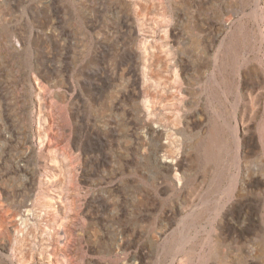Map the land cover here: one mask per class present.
Wrapping results in <instances>:
<instances>
[{
    "label": "rangeland",
    "instance_id": "1",
    "mask_svg": "<svg viewBox=\"0 0 264 264\" xmlns=\"http://www.w3.org/2000/svg\"><path fill=\"white\" fill-rule=\"evenodd\" d=\"M1 217L0 264H264V0H0Z\"/></svg>",
    "mask_w": 264,
    "mask_h": 264
},
{
    "label": "bare ground",
    "instance_id": "2",
    "mask_svg": "<svg viewBox=\"0 0 264 264\" xmlns=\"http://www.w3.org/2000/svg\"><path fill=\"white\" fill-rule=\"evenodd\" d=\"M49 2V1H48ZM259 2V1H258ZM122 3V2H121ZM124 3V2H123ZM148 9V8H147ZM140 12V11H139ZM147 12V11H146ZM243 15V14H242ZM222 19V18H221ZM224 19V18H223ZM238 19V18H237ZM96 23V22H95ZM225 23V22H224ZM223 27V26H222ZM172 28V27H171ZM126 29V28H125ZM171 30V29H170ZM175 33V32H174ZM225 36V35H224ZM224 47V46H223ZM226 47V46H225ZM231 50V49H230ZM144 54V53H143ZM154 54H156V53H154ZM157 54H159V53H157ZM130 55V54H129ZM156 56V55H155ZM158 60V59H157ZM183 61V60H182ZM214 65V64H213ZM237 65V64H236ZM184 71V70H183ZM129 72V71H128ZM239 72V71H238ZM215 77V76H214ZM247 77V76H246ZM136 79L137 78H135L134 79V81L136 82ZM224 80V79H223ZM218 82V81H217ZM139 84V83H138ZM218 85V84H217ZM239 85V84H238ZM223 86V85H222ZM129 91V90H128ZM134 93V92H133ZM128 94H130V93H128ZM126 96V95H125ZM134 96V95H133ZM79 98V97H78ZM137 98V97H136ZM153 99V98H152ZM225 99V98H224ZM144 100V99H143ZM170 100V99H169ZM228 102V101H227ZM238 104V103H237ZM241 104V103H240ZM235 107V106H234ZM233 107V108H234ZM153 110V109H152ZM147 111V110H146ZM151 111V110H150ZM149 113V112H148ZM242 115V114H241ZM170 117V116H169ZM198 117V116H197ZM224 118V117H223ZM237 119V118H236ZM235 119V120H236ZM239 120V119H238ZM149 125V124H148ZM236 125V124H235ZM245 125V124H244ZM247 126H248V124H246ZM196 126V125H195ZM247 126H245V127H247ZM245 127H243V124L242 123H239V122H237V125H236V127H235V143H236V150H237V155L239 156V154L241 153V151H242V146H244L243 144H246V146H247V148L248 147H250V146H256L255 145V140H254V138H252V137H247L244 133H246V132H244L243 131V128H245ZM187 129V128H186ZM51 132V131H50ZM62 133V132H61ZM159 133V132H158ZM59 134V133H58ZM56 135V134H55ZM212 135H213V137L212 138H209V139H213L214 138V136H215V133L214 132H212ZM250 135H252V134H250ZM29 141V140H28ZM31 141V140H30ZM26 143H27V141H26ZM208 143V142H207ZM234 143V144H235ZM217 144V143H216ZM257 144V143H256ZM34 146H35V144L33 143V142H29L28 143V145H27V148L28 149H32V148H34ZM37 147V146H36ZM244 148V147H243ZM257 149V148H256ZM29 152V151H28ZM245 152V151H244ZM249 152V151H248ZM250 153V152H249ZM68 154V153H67ZM214 154V153H213ZM89 155V154H88ZM215 155V154H214ZM213 156V155H212ZM237 156V157H238ZM23 158V157H22ZM235 158V157H234ZM239 158V157H238ZM240 159V158H239ZM182 163V162H181ZM181 163L179 162V161H177V162H172L171 164H170V168L173 170V171H177L179 168H180V166H181ZM20 164V163H19ZM224 164V163H223ZM226 164V163H225ZM88 165V164H87ZM167 167V166H166ZM222 167V166H221ZM239 167V166H238ZM21 168V167H20ZM218 168V167H217ZM23 169V168H22ZM164 170V169H163ZM166 170V169H165ZM26 171V170H25ZM27 173V172H26ZM30 173V172H29ZM28 173V174H29ZM242 173V172H241ZM260 174V173H259ZM30 175V174H29ZM256 176V175H255ZM177 177V176H176ZM227 177V176H226ZM245 177V176H244ZM233 178V177H232ZM254 179V180H253ZM252 180L253 181H255L256 183H258V184H261V182L263 183V180H262V178H260V177H258V176H256V177H254ZM39 180H40V178H39ZM230 180V179H229ZM233 181V180H232ZM235 181H236V179H235ZM234 181V182H235ZM239 182V181H238ZM230 183V182H229ZM236 184V183H235ZM255 185V184H254ZM254 185H252V186H254ZM64 186V185H63ZM225 186V185H224ZM231 186V185H230ZM234 186V185H233ZM232 186V187H233ZM249 186V185H248ZM250 187H251V185H250ZM227 189V188H226ZM248 189H249V187H248ZM251 189H252V187H251ZM228 190V189H227ZM253 190H254V187H253ZM233 191L234 190H232V189H229L228 191H226V195L229 197V198H231L232 196H235V193H233ZM252 191V190H251ZM164 193V192H163ZM209 193H210V191H209ZM216 193H218V192H216ZM233 193V194H232ZM237 193H238V190H237ZM151 193H149V195H150ZM214 195V194H213ZM212 195V196H213ZM56 196V195H55ZM220 197H222V195L220 196ZM151 198V197H150ZM254 198V197H253ZM155 199V198H154ZM221 199V198H220ZM130 200V199H129ZM151 199H148L147 201H140V202H138L137 203V209H139V212L138 211H135V213H136V219H141V218H143V214H142V212L143 211H146L145 209L151 204H149V201H150ZM226 200V199H225ZM224 200V201H225ZM156 201V200H155ZM213 201V200H212ZM194 202V201H193ZM211 202V201H210ZM246 201H243L242 199H235L233 202H231V203H225V202H222V201H218L217 203H216V208H215V214H214V216H213V222H217L218 224H219V229L222 231L219 235H217V239L219 240L218 242H219V244H225V243H223V242H225L226 240H228L227 239V237H229V236H227L226 238H222V234L223 233H225V232H227V231H229V235L231 236L230 237V239H231V241L233 242V243H235V246H238V244L241 242L240 240H241V238L242 239H244L243 237L244 236H248V234H250L255 228H257V227H260V220H259V218H258V215L257 214H255V212L253 213V212H250L249 210H252V211H254V207H251L250 205H247L246 203H245ZM115 203V202H114ZM250 203H252L251 201H250ZM154 204H156V203H154ZM199 205V204H198ZM256 205H258V204H256ZM75 206V205H74ZM257 207V206H256ZM246 208H248V211H247V213H246V215L244 216V220L240 223H234L233 222V220L231 221V220H229L228 219V212L227 211H235V210H238L239 212H240V214H241V212L244 210V209H246ZM134 209V208H133ZM177 209V208H176ZM189 209V208H188ZM148 210V209H147ZM150 210V209H149ZM152 210V209H151ZM186 210V209H185ZM196 210V209H195ZM173 212V211H172ZM211 214H212V212H211ZM119 215V214H118ZM117 215V216H118ZM253 215V216H252ZM212 216V215H211ZM252 216V217H251ZM120 217H121V215H120ZM119 217V218H120ZM165 217V216H164ZM168 217H169V215H168ZM251 217V219L249 220V218ZM75 218V217H74ZM212 218V217H211ZM232 218H233V216H232ZM242 218V217H241ZM161 219H162V217H161ZM166 219V218H165ZM210 220V219H209ZM249 220V221H248ZM165 221V220H164ZM237 221V220H236ZM240 221V220H239ZM246 221H248V223H246ZM222 222V223H221ZM4 223H5V219L4 218H0V224H2V225H4ZM99 223V222H98ZM217 223H215L216 225H217ZM161 224H162V222H161ZM203 224V223H202ZM211 224H213V223H211ZM152 225V224H151ZM163 225V224H162ZM162 225H160L159 227H158V230L156 229V237H155V239H156V241L159 243V241L161 240V239H163L165 236H166V234H167V229H169V228H167V229H164V226H162ZM168 225V224H167ZM123 226V225H122ZM131 226V225H130ZM172 226V225H171ZM1 227V226H0ZM101 227V226H100ZM127 227V226H126ZM126 227L125 228H122L121 230H119V234L121 235V234H124V233H126L127 232V229H126ZM197 228V227H196ZM134 229V228H133ZM11 230V229H10ZM38 230V229H37ZM137 230V229H136ZM213 230H215V225H211V231H210V233L213 231ZM170 231V230H169ZM168 231V232H169ZM216 231V230H215ZM178 232V231H177ZM235 232L236 233H238V234H235ZM193 235H195V234H193ZM191 236V235H190ZM129 237V236H128ZM209 237V236H208ZM210 238V237H209ZM214 239V238H213ZM20 240V239H19ZM133 240V239H132ZM69 241V240H68ZM181 241V240H180ZM5 242H6V240H5ZM53 243V242H52ZM125 243H127V245H129L130 244V241H125L122 237H120V239H119V244H118V248L120 249V248H122L124 245H125ZM135 243V242H134ZM215 243V242H214ZM209 244V243H208ZM4 245V244H3ZM42 245V244H41ZM210 245V244H209ZM245 245V244H244ZM6 246H7V244H6ZM134 246V245H133ZM247 246V245H246ZM254 246V245H253ZM1 247V246H0ZM3 247V246H2ZM125 247V246H124ZM123 247V248H124ZM132 247V246H131ZM129 248V247H128ZM137 248V247H136ZM141 248V247H140ZM139 248V249H140ZM243 248V247H242ZM127 249V248H126ZM145 249V248H144ZM244 249V248H243ZM133 250V249H132ZM181 250V249H180ZM0 251H1V249H0ZM33 252H34V250H33ZM131 252V251H130ZM141 252H142V250H138V251H133L132 253H131V255L127 258V260H124V261H122L121 259H120V255L118 254V259H117V263L118 264H141V262H140V260H141V256L140 255H142L141 254ZM2 253V252H1ZM9 253V252H8ZM119 253H121V251H119ZM129 253V252H128ZM179 253H181V252H179ZM249 253V252H248ZM178 254V253H177ZM33 255H35L36 256V254H33ZM31 257H32V255H31ZM44 257V256H43ZM18 258V257H17ZM34 258V257H33ZM39 258H41V256L39 257ZM243 258V257H242ZM35 259V258H34ZM9 260V259H8ZM143 260V259H142ZM230 260V259H229ZM31 261V260H30ZM102 262V261H101ZM138 262V263H137ZM56 263V262H55ZM96 263V262H95ZM186 262L185 261H182L180 264H185ZM74 264V263H73ZM93 264V263H92ZM186 264H188V262L186 263ZM215 264H223V259L221 258H218L217 260H216V263ZM244 264H258L257 262H255L253 259L252 260H247Z\"/></svg>",
    "mask_w": 264,
    "mask_h": 264
}]
</instances>
